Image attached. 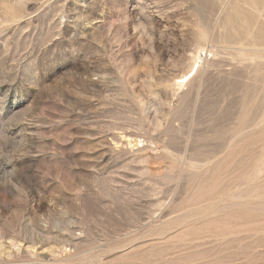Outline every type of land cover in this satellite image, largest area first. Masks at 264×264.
I'll list each match as a JSON object with an SVG mask.
<instances>
[{"label": "rangeland", "instance_id": "obj_1", "mask_svg": "<svg viewBox=\"0 0 264 264\" xmlns=\"http://www.w3.org/2000/svg\"><path fill=\"white\" fill-rule=\"evenodd\" d=\"M0 264H264V0H0Z\"/></svg>", "mask_w": 264, "mask_h": 264}, {"label": "bare ground", "instance_id": "obj_2", "mask_svg": "<svg viewBox=\"0 0 264 264\" xmlns=\"http://www.w3.org/2000/svg\"><path fill=\"white\" fill-rule=\"evenodd\" d=\"M193 71V68L190 70V72L188 73V74H186L184 77H182L181 79H184V78H186L191 72ZM191 79H189V80H187V81H185L184 83H185V85L186 84H188L189 83V81H190ZM182 82H179V86H182ZM131 142H132V140H131ZM131 144V143H130Z\"/></svg>", "mask_w": 264, "mask_h": 264}]
</instances>
